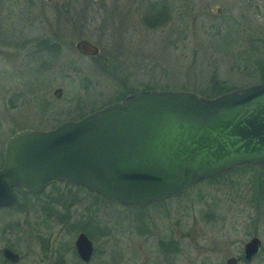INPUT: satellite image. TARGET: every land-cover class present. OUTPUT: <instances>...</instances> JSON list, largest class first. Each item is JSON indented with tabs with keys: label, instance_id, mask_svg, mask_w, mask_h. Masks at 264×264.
Here are the masks:
<instances>
[{
	"label": "rangeland",
	"instance_id": "rangeland-1",
	"mask_svg": "<svg viewBox=\"0 0 264 264\" xmlns=\"http://www.w3.org/2000/svg\"><path fill=\"white\" fill-rule=\"evenodd\" d=\"M8 2L0 0V152L15 131L45 130L78 120L128 89L153 85L150 90L196 93L206 87L212 74L227 89L259 83L251 68L264 50V2L259 0H65L52 7L38 0L43 7L41 30L33 13L25 22L15 15L23 7L16 9ZM178 26L183 28L181 42L176 37ZM40 32L47 39L57 36L61 48L58 55L47 52L44 70L37 75L32 72L33 57H27L33 46L25 47L24 41ZM80 39L99 48L96 58L74 52L73 44ZM120 80H125L124 88ZM56 88L62 90L59 99L52 96ZM254 189L262 196L257 206ZM50 192L36 199L20 197L19 205L28 204L30 209L21 215L13 211V218L36 221L38 204L54 196L51 207L61 217L41 222L84 223L82 217L89 210L92 223H106L110 228L111 242L118 236L111 229L117 223H179L181 236L191 229L194 236L221 243L229 241L222 237L233 235L237 240L248 239L252 227L245 223H257L255 235L264 248V173L257 169L203 181L179 196L143 206L101 201L84 191ZM207 210L213 215L209 222L202 219ZM4 218L0 213V219ZM121 255L110 243L103 261L126 264ZM257 264H264V256Z\"/></svg>",
	"mask_w": 264,
	"mask_h": 264
},
{
	"label": "water",
	"instance_id": "water-1",
	"mask_svg": "<svg viewBox=\"0 0 264 264\" xmlns=\"http://www.w3.org/2000/svg\"><path fill=\"white\" fill-rule=\"evenodd\" d=\"M73 49L83 57L99 54L85 39ZM2 156L0 206L14 202L12 187L35 194L50 182L128 206L179 196L234 168L264 169V83L214 98L180 90L135 92L53 129L16 132ZM258 245L256 238L245 244L244 260ZM76 248L90 252L85 239L78 238Z\"/></svg>",
	"mask_w": 264,
	"mask_h": 264
},
{
	"label": "flooded vegetation",
	"instance_id": "flooded-vegetation-1",
	"mask_svg": "<svg viewBox=\"0 0 264 264\" xmlns=\"http://www.w3.org/2000/svg\"><path fill=\"white\" fill-rule=\"evenodd\" d=\"M64 1L43 0V4L52 7ZM8 3L13 4L16 9L18 6L23 7L21 8L22 11H16L15 15L22 17L25 22L32 19L30 14L33 13L35 15L33 21L37 20L38 22L37 29L42 28L44 20L40 13L43 7L37 4L38 0H9ZM11 8L13 11L9 12L10 15L15 11L13 7ZM62 11L66 13L64 8ZM214 12L216 13V11ZM23 15L26 17L24 18ZM46 40L47 43H45ZM24 43L25 47L27 44H30V48L33 46L32 51L26 50H28L27 57H33L32 72L37 75L44 70V59L47 52L49 54L55 52L58 55L61 48L57 36L47 39L41 32L36 37L27 39ZM56 126L45 130L24 128L14 133L22 130L47 131ZM14 133H11L10 136ZM3 146L0 152V168L3 164ZM48 189L51 192L60 189L68 193L76 191L75 185L65 182H50L42 191L35 194L27 193L15 187L11 188V193L15 197L14 202L0 206V213L5 216L4 219H0V264H108L109 261L103 260L106 245L110 243L116 247V254H122L119 258L124 257L126 259V264H157L159 262L157 260L159 258L158 253L161 255L159 264H257L262 261L264 256V248L255 235L257 223H245V225L252 227V233L248 239L237 240V237L233 235L222 237L229 240L223 243L220 240L208 242L207 236H194L195 234L192 233L191 229L188 233H191L192 236L189 234L181 236L179 234L180 228L179 231L177 229L179 223H117L116 227L111 229L116 230L118 236L111 242L109 240L111 237L108 235L110 228L106 223H91L89 210H86V214L82 217V220L85 217L84 223H43L45 218L52 216L58 219L61 217L59 210L51 207L55 202L53 195L50 196H53L52 198L43 199L42 203L38 204L35 211L36 221L30 222L26 219L13 218V211L17 215L28 214L29 212L30 206L28 204L19 205L20 197L36 199L43 196ZM67 212L68 209H66L64 216L68 215ZM204 224L212 226L215 223ZM78 238L85 239L90 244V252H86V250L77 251L76 242ZM252 238L259 241L258 252L250 259L244 260V246ZM84 248L86 249V245ZM95 257H97V261Z\"/></svg>",
	"mask_w": 264,
	"mask_h": 264
},
{
	"label": "trees",
	"instance_id": "trees-1",
	"mask_svg": "<svg viewBox=\"0 0 264 264\" xmlns=\"http://www.w3.org/2000/svg\"><path fill=\"white\" fill-rule=\"evenodd\" d=\"M163 21H165V23L167 22H169V21H166V20H163ZM166 23V24H167ZM179 28H181L179 31H178V34H177V36L176 37H178V40H177V42H181V41H183V39H184V35H182V30H183V28L182 27H180V26H178ZM178 30V29H177ZM45 43H47V40H46V42ZM47 47V46H46ZM263 49H264V47H263ZM94 58H96V57H94ZM102 65V64H101ZM251 68H252V71L257 75V78H258V81H259V83H264V50H263V53H262V55L261 56H259V58H257V59H255L254 60V62L251 64ZM103 69V65H102V67H101V70ZM125 83V80L124 81H121L120 80V85L121 86H123V88H124V84ZM154 88V86L152 85V86H150V85H144L143 87H142V89L141 90H139V91H148V90H150V89H153ZM164 89H167V90H170V89H168V88H164ZM231 90H233V89H227V88H225L224 87V84H222L221 82H219V81H217V79H216V77H215V74H212V75H210L209 76V78H208V82H207V85H206V87H203L202 89H200V90H198V91H195L196 93H198V95H201V96H204V97H207V98H214V97H216V96H218V95H221V94H223V93H226V92H229V91H231ZM138 90H135V89H128V90H125V91H123V92H120L119 94H117V96L115 97V100L114 101H111V102H109L108 104H111V103H114V102H117V101H119V100H121V99H123L124 97H126L127 95H130V94H132V93H135V92H139ZM108 104H106V105H108ZM79 119V118H78ZM254 169H257V170H259L260 172L262 171L263 173H264V169H262V168H258V167H250V166H243V167H239V168H234V169H232L231 171H228V172H226V173H222V174H220V175H218V176H215V177H212V178H208V179H205V180H202V181H200V182H198V184L199 183H201V182H203V181H208V182H214V181H219V180H222V179H224V178H226L227 176H229L230 174H232V173H236V172H240V171H248V170H254ZM253 178H255V177H253ZM252 178V179H253ZM195 185H197V184H195ZM194 185V186H195ZM74 186V185H73ZM76 187V191H80V192H82V191H84V192H87V193H90V192H88V191H86L85 189H83V188H81V187H78V186H75ZM191 189V188H190ZM188 191V190H187ZM186 191V192H187ZM185 192V193H186ZM254 199H253V201H254V203H256L255 205L257 206V204L260 202V200L262 199V196L260 195V193H258L257 192V189H254ZM90 194H92V195H94V196H96V197H98L101 201L103 200V201H106V200H104L103 198H101L100 196H98V195H95V194H93V193H90ZM160 200H162V199H160ZM107 202H110V201H107ZM116 203V202H115ZM148 204V203H147ZM142 206L144 205V204H141ZM204 218L206 219V221H208V220H212V218H213V215L211 214V212L209 211V210H207L206 212H203L202 213V219L204 220ZM209 222V221H208ZM91 223H92V220H91Z\"/></svg>",
	"mask_w": 264,
	"mask_h": 264
}]
</instances>
